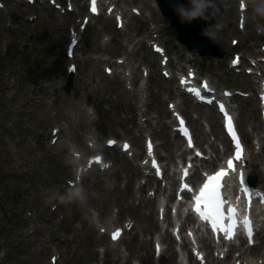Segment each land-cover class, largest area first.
Here are the masks:
<instances>
[{"label": "rangeland", "instance_id": "374dc122", "mask_svg": "<svg viewBox=\"0 0 264 264\" xmlns=\"http://www.w3.org/2000/svg\"><path fill=\"white\" fill-rule=\"evenodd\" d=\"M143 2L152 1H118L117 6L127 16L122 28H117L108 17L91 19L78 35L74 56H68L65 46L70 39L66 37L69 29L67 24L62 25L59 10L46 1L0 0V264H145L139 258L145 250H132L136 239L151 243L147 238L154 232L141 231L143 225L136 219L134 209L142 184L145 183L147 196L155 198L159 190L155 183H148L149 177H141V171L135 167L145 149L144 138L156 143L157 154L162 157L180 149L182 142L171 130L174 118L169 104L173 102L184 112L188 123L199 120L207 139L203 148L210 155L216 156L212 145L220 156L227 149L224 139L212 131L210 116L215 115L214 109L208 113L199 106L187 105L176 90L175 79L161 75L159 60L168 74H185L191 67L218 89L230 90L235 96L230 104L237 114L239 130L247 134L252 144L249 153L264 150V123L256 95L259 80L264 76V34L257 32L258 26H264V16L253 11L263 6L262 2L248 0L243 24L236 0H228L219 13L221 27L210 29V40L224 52L221 59L186 51L157 11L153 18L157 23L152 24L151 11ZM140 7L145 8L144 21L133 14ZM16 12L23 14L22 18L16 17ZM155 25L159 26L165 49L161 59L146 45ZM237 54L242 61L240 72L230 67L231 58ZM119 60L124 63L119 65ZM250 61L256 63L252 68L254 77L243 70L251 67ZM67 64L76 71L69 93L64 90ZM82 82L86 88L78 90ZM56 126L60 133L52 144L51 130ZM109 137L118 139L117 148L104 147ZM124 139L133 145L131 156L119 150ZM178 142L180 146L176 147ZM88 144L103 153L102 167L90 169L85 164L86 158L96 152L92 153ZM105 158L110 160L106 162ZM263 159L262 155V167ZM170 167H174V162ZM256 173L259 178V172ZM171 179L165 186L161 182L167 197L175 186V178ZM261 184L264 186V181ZM74 188L83 190L81 197L68 200ZM143 211L148 213L145 208ZM101 212L104 214L100 215ZM125 218L134 223L133 238L132 232H128L120 242L111 243L107 234L99 232L101 224L111 221L120 225ZM113 246L118 249H114L115 253ZM108 247L113 250L111 254H107ZM256 250V257H243L247 264H264V245Z\"/></svg>", "mask_w": 264, "mask_h": 264}, {"label": "bare ground", "instance_id": "6f19581e", "mask_svg": "<svg viewBox=\"0 0 264 264\" xmlns=\"http://www.w3.org/2000/svg\"><path fill=\"white\" fill-rule=\"evenodd\" d=\"M9 1V0H8ZM118 1H121V0H118ZM129 1H133V0H123V2H125V3H129ZM150 1H152V0H150ZM22 2V1H21ZM234 2V1H233ZM120 3V2H119ZM19 4H23V3H19ZM123 4V3H122ZM143 5L145 6V8H147V9H151V7H152V9L153 10H151V19H153L154 18V15H155V11H157V12H159V10H158V8H157V6H156V4H155V2H154V0L152 1V4H149V3H146V2H143ZM12 6H13V4H12ZM19 6V5H18ZM7 7V6H6ZM9 7V6H8ZM30 7V6H29ZM120 7V6H119ZM122 7V6H121ZM13 8V7H12ZM22 8V7H21ZM31 8V7H30ZM29 8V9H30ZM43 8V7H42ZM144 8V9H145ZM1 9V8H0ZM9 9V8H8ZM35 9V8H34ZM34 9H33V11H34ZM37 9V8H36ZM35 9V10H36ZM4 10V9H3ZM7 10V9H6ZM22 10V9H21ZM83 10H85V8H84V6H82V7H80V8H78V10L76 11V13H75V16L73 17L72 16V18L70 19V20H68V14H63L61 17H62V25L64 24V25H66L67 24V22H69V23H72V24H74L75 25V17L76 16H78V18H79V14H81L82 12H84ZM141 11H142V7H141V10H140V13H141ZM9 17L10 18H12V16H13V13H12V11L9 9ZM22 13H24L23 11H22ZM140 13H138V15L139 16H141V14ZM6 14V13H5ZM4 15V14H3ZM15 15H16V17H19V18H22V15L23 14H20V13H15ZM69 16H70V14H69ZM81 16V15H80ZM142 16H143V14H142ZM5 17V16H4ZM38 17V16H37ZM26 18V17H25ZM154 20H155V18H154ZM78 25V24H77ZM63 28V27H62ZM152 33L151 34H153V35H151L150 37L153 39V41H155V42H158V41H160V39L162 38L161 37V35H160V29H159V26L157 27V26H155L153 29H152ZM80 40V39H79ZM144 41V40H143ZM163 41V40H162ZM140 42V41H139ZM119 43V42H118ZM154 43V42H153ZM141 46H142V44H140ZM159 45V44H158ZM168 45V44H167ZM172 49V48H171ZM135 50V49H134ZM103 51V50H102ZM170 51V50H169ZM165 52V51H164ZM166 52H167V50H166ZM134 54V53H133ZM138 54V53H137ZM179 62V61H178ZM106 63H108L109 64V62H106ZM105 64V63H104ZM158 64V63H157ZM176 64V63H175ZM113 65V64H112ZM170 66H172L173 64L172 63H170L169 64ZM173 67V66H172ZM66 69H65V72H66V70H71L72 68L71 67H67V65H66V67H65ZM170 82V81H169ZM165 84V83H164ZM42 85V84H41ZM46 87V86H45ZM81 87H83V88H86V85H85V83H80V85L77 87L78 88V90H80L81 89ZM39 89V88H38ZM45 90V89H44ZM173 92V91H172ZM158 97V96H157ZM235 97V96H234ZM237 97V96H236ZM159 99V98H158ZM190 111V110H189ZM134 118V117H133ZM212 119H211V124L213 125L212 127V131L214 132V133H216V135L220 138V139H224V141H225V143H226V145H227V147H229V145H228V141H227V139H226V137H225V135H223L222 134V131H221V129L219 128V125H218V120H217V117L216 116H213V117H211ZM210 119V118H209ZM174 121V120H173ZM192 125L194 126V140H195V144L197 145V146H201L202 145V142L205 140V135H204V131H203V128L201 127V125H200V122L196 119V120H192ZM135 127H137V124L135 123ZM141 126V125H140ZM166 128V127H165ZM161 131V130H160ZM166 131V130H165ZM164 131V133H163V135H166L167 133ZM58 132L60 133V130H58ZM162 133V132H161ZM154 136V135H153ZM150 137V136H149ZM61 138V137H60ZM167 140V138L166 139H164V142H163V144H164V146H166L165 144H167V142L168 141H166ZM244 140L247 142V149H248V151H247V155L250 157L248 160H247V155H246V157H244V164H247L246 166V174H248V176H250L251 174V172L250 171H252V173L253 172H259V178L260 179H262L263 181H264V165H263V167H262V154L264 153V151H258V152H255V151H251L250 153H249V151L252 149L251 147V145L252 144H250V142H249V137L247 136V134L246 133H244ZM127 143V142H126ZM168 146V145H167ZM175 146L176 147H179L180 146V143L178 142V143H176L175 144ZM95 147V146H94ZM212 147V149H213V152H215L216 153V157L215 158H213V157H211V159L209 160V159H207V160H203L202 162V164H201V166H206V167H209L210 165H214L215 164V159L217 158L218 159V155H217V152L218 151H216L217 149H215L214 148V146L212 145L211 146ZM173 153L172 152H169L167 155H164V157H161L162 158V160H164V161H166L165 163H166V166H168L169 164H170V162H172L173 161ZM134 158V157H133ZM82 160V159H81ZM82 162V161H81ZM207 163H208V165H207ZM135 164V163H134ZM261 167H262V169H261ZM106 168V167H105ZM136 168H134V170H135ZM132 170H133V168H132ZM137 170V169H136ZM73 175V174H72ZM136 175V174H135ZM170 172H169V170L166 168V170H165V177H167V179H171L170 177ZM172 177H173V174L171 175ZM197 176H198V174H197V171H195L194 172V174H193V180L194 179H196L197 178ZM133 179V178H132ZM173 179V178H172ZM171 179V180H172ZM151 181H152V179H151ZM173 182V181H172ZM171 182V183H172ZM148 185V184H147ZM127 186L129 187V188H131V186H129V183L127 184ZM157 186H159V191L161 190L160 189V184H158ZM72 189V188H71ZM77 189V188H76ZM139 189H140V197H139V202H138V205L136 206V209H134V211H135V213L137 214V216H135L136 217V219L140 222V223H142V228H141V231H143V232H151V231H153L154 229H156L157 228V221H156V219L154 218V205H153V203H154V198H151V196H145V194H144V189H145V186L143 185V186H140L139 187ZM154 191V190H153ZM152 191V192H153ZM153 195V194H152ZM89 199V198H88ZM74 200V199H73ZM128 201V200H127ZM132 204V203H131ZM140 206V207H139ZM147 209L148 210V213H146V212H141V209L143 210V209ZM104 209V208H103ZM132 210V209H131ZM104 211V210H103ZM104 213L103 212H101V214L100 215H103ZM84 222V221H83ZM82 224V223H81ZM137 236V235H136ZM165 241L167 242V244H168V247H167V249H166V252H165V254L163 255V257H162V261H161V264H178L177 262H176V260H175V257H176V254L174 253V250H173V247H172V243H173V239H172V237L171 236H166L165 237ZM203 247H206V242H203ZM150 246H151V243H149V242H147V241H143V240H139V239H136V243H135V247L133 248V250H132V252L134 251L135 253L137 252H139V250H141V249H144L145 250V253L144 254H140V260H142V261H144V263L145 264H152V257L150 256V251H151V249H150ZM261 248V247H260ZM259 248V249H260ZM114 250V249H113ZM113 250L112 249H107V254H111L112 252H113ZM255 250L256 249H254V248H251V247H248V248H245L242 252H241V256H245V255H254V254H256L257 252H255ZM115 251V250H114ZM129 251H130V249H129ZM257 251V250H256ZM258 252H260V251H258ZM262 253V252H261ZM261 256L263 255V254H260ZM255 256V255H254ZM231 257H232V255L230 254V252L225 256V260H220L219 258H215L214 256H212L211 254L209 255V257H208V261H209V263L210 264H223V262L225 261V262H229L230 261V259H231ZM256 257V256H255ZM246 258V257H245ZM243 259V258H242ZM191 260L193 261V264H197V262H196V260L195 259H193V257H191ZM195 260V261H194ZM242 264H244L243 263V260H242V262H241ZM247 263V262H246ZM253 264V263H252Z\"/></svg>", "mask_w": 264, "mask_h": 264}, {"label": "water", "instance_id": "95a60500", "mask_svg": "<svg viewBox=\"0 0 264 264\" xmlns=\"http://www.w3.org/2000/svg\"><path fill=\"white\" fill-rule=\"evenodd\" d=\"M162 8L164 15L169 21L176 39L183 43L187 49H197L201 55L221 56L218 47L209 41V28L213 23H219L217 13L209 20L195 19L192 23H181L179 16L174 11L176 3L188 5L189 0H157ZM166 3V4H165ZM226 2L217 3L219 10L225 6ZM72 81L68 82L67 89L69 90Z\"/></svg>", "mask_w": 264, "mask_h": 264}, {"label": "clouds", "instance_id": "9594fccd", "mask_svg": "<svg viewBox=\"0 0 264 264\" xmlns=\"http://www.w3.org/2000/svg\"><path fill=\"white\" fill-rule=\"evenodd\" d=\"M251 3V2H250ZM174 11L180 18L181 23H192L195 19H211L216 12L219 11L217 0H189L188 5L176 3ZM259 16H264V6H259L253 9ZM257 32L264 34V26H258ZM208 34H211L210 32ZM82 189H76L74 193L67 197L68 200L79 198L82 194ZM65 199L61 197V200Z\"/></svg>", "mask_w": 264, "mask_h": 264}, {"label": "snow or ice", "instance_id": "6c2138e0", "mask_svg": "<svg viewBox=\"0 0 264 264\" xmlns=\"http://www.w3.org/2000/svg\"><path fill=\"white\" fill-rule=\"evenodd\" d=\"M243 6V5H242Z\"/></svg>", "mask_w": 264, "mask_h": 264}]
</instances>
